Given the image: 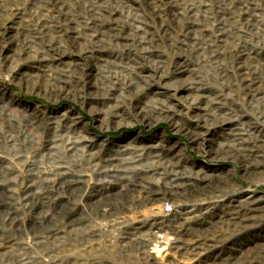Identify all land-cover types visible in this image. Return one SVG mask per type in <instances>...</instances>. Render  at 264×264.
I'll return each instance as SVG.
<instances>
[{
  "label": "rangeland",
  "instance_id": "1",
  "mask_svg": "<svg viewBox=\"0 0 264 264\" xmlns=\"http://www.w3.org/2000/svg\"><path fill=\"white\" fill-rule=\"evenodd\" d=\"M263 1L0 0V264H264V156L221 150L235 129L264 144V97L239 68L249 57L264 68ZM115 154L134 170L110 174ZM67 173L71 192L57 185ZM171 179L205 186L161 203L138 197ZM30 185L43 197L34 209L17 200ZM107 192L122 198L103 218L87 204ZM179 205L195 212L164 218L163 232L198 253L145 259L132 224L144 231Z\"/></svg>",
  "mask_w": 264,
  "mask_h": 264
},
{
  "label": "bare ground",
  "instance_id": "2",
  "mask_svg": "<svg viewBox=\"0 0 264 264\" xmlns=\"http://www.w3.org/2000/svg\"><path fill=\"white\" fill-rule=\"evenodd\" d=\"M181 12H182V10H181ZM172 15L174 17H177L178 19H182L183 18V13H180V12H177V11H175ZM218 31H220V34L224 33V31L221 30V29H218ZM29 45H30V42L28 41L26 43V45H25V49L28 48ZM243 60H244L242 62L243 65L239 66V68H241V67L243 68V66L245 68V71L240 72L241 77H242V81L244 82V85L246 86V88L250 92H252L253 95H254V93H258L259 95L262 94V96L264 97V68H262V69L259 68L260 67V64L259 63H257L259 66H257V64H255V63H253L252 65H248V64H251V62L254 61V58L253 57L244 58ZM254 66H256V67H254ZM251 67H252V69H249ZM187 79L189 80V82H191L192 84H195L196 85L195 87H193V88H195L197 90L196 93H195V95L196 96L198 95L200 97L206 98V95L204 93H202V92H199L198 93V90H201V89H199V87H198V84H197L198 81H196V77L194 75H192V74H189ZM50 84H51V82H50ZM51 85L53 86V84H51ZM195 89H193V90H195ZM53 92H54V89L50 92V94H52ZM138 92L141 93L142 92V89L141 90H138ZM193 101H194V99H193ZM208 102L209 101H207V103ZM203 105H205V104H203ZM205 108H206V110L209 108L210 111H213V108H211L209 104H206ZM141 110H143V108ZM114 112L117 115L120 113V111L115 110V109H114ZM214 113H216V112L214 111ZM218 119H219V121L221 123H224L225 122V123L229 124V126L231 127L230 128L231 130L234 128L232 126H234L236 124L234 118L232 116L226 115L225 113L224 114L223 113H219L218 114ZM224 127H225V125H224ZM249 131L250 130H248V133L247 134L248 135H252L251 138L254 139V143L252 145L246 144V142H247L248 139L245 138V137H242V136L240 137V135H238L239 134L238 131L235 129V132H233V134L235 136H239V137H237V138L234 137V139L229 138L227 141H228V144H229V147L230 148H224V149H221V150H223V151L228 150V152H230V154L233 153V154H236V155H242V156H246V157L252 155L254 160H256V159L259 160L260 159L262 161L264 155L259 150V148H263V150H264L263 140L261 139L260 136L251 134V133H249ZM240 134H242V133H240ZM58 140L61 141L62 140V137H60V139H58ZM78 141H79V139L75 137V140L71 144L70 149L74 150L77 147L76 144L79 143ZM56 149H57L56 143H52L51 146L49 147V150H51V151H56ZM155 153L156 152L152 151V154H154V156H155ZM156 156H160V155L158 154ZM127 158H129L131 161L134 159L132 156L131 157H127ZM125 159L126 158H124V156H120V155L119 156H116V154H115V156H112L110 159H107L108 162H109V164L114 165L115 167H119L120 168L116 172H113V173H110L109 172V173L110 174H113L115 177L118 178L121 174L124 175L127 170H130V171L134 170L131 167L125 166L126 164L127 165L129 164V163H127L129 161L124 162V164L126 163L125 165L123 164V161ZM51 166H53V168L56 167L54 165H51ZM122 167H124V168H122ZM134 179H135V176L133 177V179H130L128 177V181H131V180L132 181H135ZM170 181L171 182L168 183V185L164 188L165 195H164V193L161 194V193L156 192V189H153L152 190V187L151 186H148L147 188H144V190H140L138 192V194H139L138 197H141V199L146 200L148 203H153V202H159V203H161L164 199H166V200L167 199L174 200L173 199L174 197H178L179 195H183L184 193H187L188 190H190V188L193 185L194 186H199L201 188V190L205 186V185H197L195 183H190V182H186V181L185 182H180L179 179L178 180L177 179H171ZM57 185H58V188L59 189H62V190L63 189H67V192H71L72 191L71 190V187H69L71 185L70 175L67 173L65 176H63L61 178V180L58 182ZM148 189L151 192H147ZM185 190H187V191H185ZM164 196L166 198H164ZM121 198L122 197H119V193L118 192L117 193L116 192H113V193L107 192L105 194L103 193V196H99L98 200H93L90 203H88L87 205L90 208H91V206H95L96 208H100V206L102 205L101 208L102 207H104V208L99 209V215L101 217H103V218H109V217H111V216L114 215L113 208L111 207V205H109V203L113 202V204H116L117 205L118 204V200L121 199ZM35 199H38V200H41L42 201L43 200V197H41V196H34L33 193H32V186L30 185V186L27 187V190L25 191V193L23 194V196L19 197L17 200L20 202V204H25V205H28V207H32L33 208L34 204L36 203V200ZM237 202L239 203V206L240 207H245V209L246 208H249L250 205H251V203H252L251 200H249L247 198H244L243 200L237 201ZM177 206L178 205H175L176 208H177ZM39 207H42V206H39ZM179 207H180L179 208L180 210L178 209V210L174 211L173 214H171V215L164 214V211L163 212L161 211L162 214H158V215H157V213L154 214L153 217H152V219H151V223H149L148 228H146L144 231H141L140 227L136 226V224H132L134 226H132L131 224H129L130 227L132 226L130 228V230H129V233H130V231L132 232L134 230H138V233L142 236V238H140L138 236L140 239L138 240V243L137 244H141L142 245V251L141 252H142L143 257L145 259L148 258V259L151 260V262H154V257L160 256L162 254V252H167V254H168L171 250H175L174 251V254H176L177 256H181V257L182 256H185V257L186 256H191V257H193L195 254L198 253V252H196V249L198 248V245L197 244L195 246L191 247V248H187V246L185 245V243L182 244L178 240V238L176 237L175 232H174V235L173 234H168L167 232H163L164 229L170 230L168 228V226H166L164 224V218H167L169 216H178L179 215L180 216L179 219H181L183 222L184 221L186 222L187 219L190 216L192 217L193 212H195V208H193L192 210H189L187 207H181V205H179ZM39 213H41V211H38V214ZM166 213H171V211L170 212H166ZM56 216H57V214H55V212H54L52 215H49V216L46 217V221L50 225L51 224L53 225L54 222H55L54 219L56 218ZM66 218H67L66 219L67 220L66 223L67 224H71L72 221H71L70 217L68 216ZM5 219H8V221L9 220H11V221L13 220L11 217H8V216H6ZM115 220L116 219L113 218L110 221H115ZM170 221H171V219H170ZM152 226L155 229H157V232H152L150 230ZM158 232H161V234H159ZM130 234H132V233H130ZM150 244H153V247H152V250L148 252V250H147V247L148 246L147 245H150ZM172 256H173V254H172ZM230 264H232V263H230Z\"/></svg>",
  "mask_w": 264,
  "mask_h": 264
},
{
  "label": "built area",
  "instance_id": "3",
  "mask_svg": "<svg viewBox=\"0 0 264 264\" xmlns=\"http://www.w3.org/2000/svg\"><path fill=\"white\" fill-rule=\"evenodd\" d=\"M2 157L0 156V159H1ZM4 185L6 186V184L4 183ZM3 184H0V187H3L4 186Z\"/></svg>",
  "mask_w": 264,
  "mask_h": 264
}]
</instances>
